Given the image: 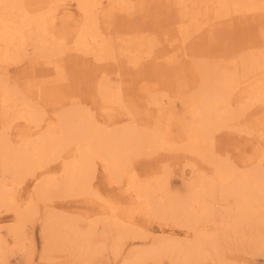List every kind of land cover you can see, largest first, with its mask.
<instances>
[{"label": "bare ground", "instance_id": "1", "mask_svg": "<svg viewBox=\"0 0 264 264\" xmlns=\"http://www.w3.org/2000/svg\"><path fill=\"white\" fill-rule=\"evenodd\" d=\"M62 1L29 7L24 0H0V109L3 115L16 109L21 124L15 142L0 130V207L15 215L6 233L12 243L22 241L35 197L47 203L53 196L77 201L91 193L96 161L116 181L132 157L158 151L190 156L202 167L183 165L192 178L187 195L176 200L158 198L162 188H152L153 182L166 185L165 179L132 174L126 182L129 204L139 205L146 221H170L191 230V239L159 240L128 253L120 264H145V257L160 255L174 264H205L206 248L218 261L213 264H226L217 249L229 233L247 230L250 240L260 243L264 0H69L80 15L71 47L58 33L57 18L68 7ZM83 56H90L95 67L93 87L79 67ZM23 63L29 64L23 71L34 74L40 68L49 77L38 81L36 105L27 98L28 87L21 90L10 80V66ZM91 96L96 108L111 105L120 112L112 130L100 128L92 109L84 107ZM230 134L253 141L255 152L242 159L232 155L221 137ZM26 176L36 183L18 195L16 187ZM157 193L155 203L151 198ZM108 209L114 218L105 225L117 232L113 252L122 237L145 238L136 226L131 230L136 209L128 213L129 223L117 221L114 206ZM53 214L43 221L41 261L51 263L49 253L60 251L68 263L84 264L91 248L75 224L80 220ZM1 233L0 258L8 243Z\"/></svg>", "mask_w": 264, "mask_h": 264}, {"label": "rangeland", "instance_id": "2", "mask_svg": "<svg viewBox=\"0 0 264 264\" xmlns=\"http://www.w3.org/2000/svg\"><path fill=\"white\" fill-rule=\"evenodd\" d=\"M24 2L29 7H36L44 4L45 0H24ZM64 3L68 7L66 11L59 13V17L57 18V23L59 24L58 33L60 37L65 40L66 45L71 47L76 36V32L73 31V28L75 25H77V29L79 28L80 15L73 2H70L69 0H63L60 2V4ZM108 5L109 3H105L103 7L108 8ZM82 60L83 63H79V67L84 69V73L86 74L84 78L87 81V85L93 87V68H95L93 66V61L90 56H83ZM27 66H29L28 63H23L21 66H18V64L11 65L9 68V73L11 75L10 80L13 83H16L20 89L28 87L31 96L27 98H29L33 105H36V102L39 100L37 94H35V89L39 86L38 81L42 80V78L47 79L49 77H43L41 75L42 69L40 68L35 69L34 74L33 70L23 71ZM107 68L110 69V67ZM56 75H58L57 71L54 73V76ZM64 83L67 85V82ZM92 97L93 96L87 101V106L85 105L84 107L92 109L94 115L97 117V122L100 128L108 127V129L110 128V130H112L117 124H119H116L115 118L121 115L119 114L120 112L114 109L111 105H106L108 107L104 108L103 111L102 108H96V106L92 104ZM93 107L96 109L93 110ZM177 107V110L180 109L179 105ZM15 112L16 109H10L7 111L6 115H3V111L0 109V130L2 129L5 131L12 142H15V136L17 135L16 130L21 126L19 120L15 118ZM221 137H224V143H226L227 147L231 150L232 155L234 154V156L239 159L255 152V144L250 139H240L233 134L227 136L221 135ZM238 142L240 146L238 145ZM242 155L243 157L241 158ZM190 162L193 164L195 163L197 167H202L198 160L190 156L182 157L164 151L153 152L146 155L142 154L140 156L132 157V160H129V163L132 166V172H130V165L128 166V169L124 167L121 177L115 181L114 176L103 171L99 161H96L95 171L90 181V194L85 195L77 201L74 198L72 199L61 196H53L52 201L49 203L38 197L33 199V202L35 203L34 211L31 215L25 218V225L23 227L24 235L22 241L17 244L12 243V236L9 237V235H6V233L8 234V229L13 225L15 215L12 210L1 206L0 232H2V237L5 238L8 243L4 249V256L0 258V264H49L50 262H44L40 259L44 239L42 231L43 221H45L44 219L46 217L54 215L53 213L57 212L70 215L74 217L75 220L76 217H78L80 220V222L75 221V224L81 229V231H84V238L91 248L90 252L85 256L84 264H120L121 260L128 253L134 254L138 250L147 249L159 240L170 239L179 242L190 240L192 232L185 227L177 226L170 221L163 222L159 219L146 221L143 215L138 211L140 210L139 205L136 206L129 204L130 197L126 191V182L131 181L132 174H136L135 177H143V175H146L158 178L159 180H166V185L165 182L152 183L153 189H158L159 187L162 188V190L157 191L160 195L157 193L151 198L153 202L156 203L160 196L162 198L167 197L175 200L183 198L188 193L187 183L192 178V176L190 177V173L187 172L188 169L183 165ZM33 178L34 177L26 176L21 184L16 187V193L18 195H25L27 191H32L34 184L36 183V179L34 180ZM141 182H143V180H141ZM161 192H163L162 195ZM155 195H159L157 196L158 198ZM46 203L49 207L45 206ZM19 206L22 210L24 209L22 204ZM109 206H114L117 211V221L124 223H129L126 220L130 210L133 208L136 209L131 213L134 218V223L130 222V224H132L131 230L136 226L145 238L143 239V237L132 236L127 238L122 237V240H119V250L113 252L112 244L115 241L117 232L115 229L107 228L105 225L106 221H111L114 218V216H111L108 209ZM217 252L220 257L224 256L225 260H229L226 261V264H264V239L260 243H253L250 240V233L247 230H245L242 235L229 233L225 244L220 243V249H217ZM49 255L50 257H53L50 264H62L61 262L63 261L65 262H63V264H73L71 261L68 263V258L65 252L54 251L50 252ZM202 255L204 256L203 262L205 264L218 262L217 259L214 258L213 251L210 249L206 248ZM58 258L59 261L57 262L56 259L58 260ZM173 260L171 262L167 256L160 255L153 258L145 257L144 263L174 264Z\"/></svg>", "mask_w": 264, "mask_h": 264}]
</instances>
